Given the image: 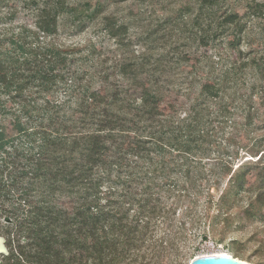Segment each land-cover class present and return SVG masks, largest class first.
<instances>
[{
    "label": "trees",
    "instance_id": "obj_1",
    "mask_svg": "<svg viewBox=\"0 0 264 264\" xmlns=\"http://www.w3.org/2000/svg\"><path fill=\"white\" fill-rule=\"evenodd\" d=\"M129 1L0 15L5 264H166L264 208V0Z\"/></svg>",
    "mask_w": 264,
    "mask_h": 264
},
{
    "label": "rangeland",
    "instance_id": "obj_2",
    "mask_svg": "<svg viewBox=\"0 0 264 264\" xmlns=\"http://www.w3.org/2000/svg\"><path fill=\"white\" fill-rule=\"evenodd\" d=\"M97 1L99 0H92L93 3ZM108 1L113 3L120 0H106V2ZM22 2L23 0H10L9 4L0 5V15H9L12 18L5 25L7 29L14 28L16 31H19L21 28H24L28 32L35 33L33 15L29 9L23 7ZM142 2L144 0H130L128 3V11H136ZM113 8L114 6L112 4L110 9L113 10ZM107 17L108 14L103 17L100 25L94 23L81 35L70 38L68 37L70 34L66 33L63 35V39L67 43H77L85 41L88 37L98 38L101 32H105V28H109ZM102 47L106 48V45L102 43ZM205 201L206 198H203L202 202ZM198 211L201 218H203L202 223L204 224L207 213L203 206H200ZM215 211L213 210L211 214H215ZM185 221L188 222V218H185ZM187 228V234L182 241V245L186 246L184 248L185 250L194 252L195 255L192 256L193 258L181 260L182 255L178 256L175 253L166 260V264H191L196 257L211 253H226L240 261L252 264H264V208L262 207L255 205L250 210L246 208L240 210L232 229L223 237L222 242L219 244L215 243L213 237L203 242L200 237V227L191 229L188 224ZM0 264H5L3 256H0Z\"/></svg>",
    "mask_w": 264,
    "mask_h": 264
},
{
    "label": "water",
    "instance_id": "obj_3",
    "mask_svg": "<svg viewBox=\"0 0 264 264\" xmlns=\"http://www.w3.org/2000/svg\"><path fill=\"white\" fill-rule=\"evenodd\" d=\"M9 255L6 240L0 236V256ZM191 264H252L237 260L229 254H206L196 257Z\"/></svg>",
    "mask_w": 264,
    "mask_h": 264
},
{
    "label": "bare ground",
    "instance_id": "obj_4",
    "mask_svg": "<svg viewBox=\"0 0 264 264\" xmlns=\"http://www.w3.org/2000/svg\"><path fill=\"white\" fill-rule=\"evenodd\" d=\"M211 254H226V253H211Z\"/></svg>",
    "mask_w": 264,
    "mask_h": 264
}]
</instances>
